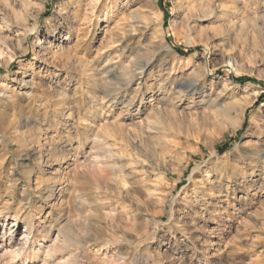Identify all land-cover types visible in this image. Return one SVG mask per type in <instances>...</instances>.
<instances>
[{
    "label": "rangeland",
    "instance_id": "obj_1",
    "mask_svg": "<svg viewBox=\"0 0 264 264\" xmlns=\"http://www.w3.org/2000/svg\"><path fill=\"white\" fill-rule=\"evenodd\" d=\"M70 1L0 0V264H264V0Z\"/></svg>",
    "mask_w": 264,
    "mask_h": 264
},
{
    "label": "bare ground",
    "instance_id": "obj_2",
    "mask_svg": "<svg viewBox=\"0 0 264 264\" xmlns=\"http://www.w3.org/2000/svg\"><path fill=\"white\" fill-rule=\"evenodd\" d=\"M70 0H68V2H69ZM71 2V1H70ZM77 9H78V11L80 10V6H78L77 7ZM51 16H48L45 20H47V19H49ZM51 35L49 36V38H52V37H54L53 35H55L54 33H50ZM57 34V33H56ZM160 45V44H159ZM161 47V46H160ZM165 47V46H164ZM158 50V49H157ZM160 51V50H159ZM148 55V54H147ZM151 62L152 61H150L149 59H147V58H142L141 59V61L137 64V70H136V72H137V74H138V70H141V72L140 73H142V71L144 70V68H146V67H148L150 64H151ZM134 65V64H133ZM160 68V67H159ZM131 72V71H130ZM128 74H130V73H128ZM112 76V75H111ZM127 76V75H126ZM129 77H135V74H134V71L131 73V76L129 75ZM138 77V76H137ZM137 77H135V78H137ZM128 78V77H127ZM128 80H130L129 78H128ZM188 84V83H187ZM186 84V85H187ZM121 86V85H120ZM188 88H189V90L191 91V92H193V93H195L197 90H196V88H194V85H193V83H191L190 85H188ZM182 91V90H181ZM184 92V91H183ZM183 92H181V93H183ZM186 92V91H185ZM170 94V93H169ZM177 94L179 95V92H177ZM172 97H174V96H172ZM172 97H171V99H172ZM177 97H180V95L179 96H177ZM175 98V97H174ZM179 99V98H178ZM176 100V99H175ZM93 102V101H92ZM171 102V101H170ZM133 103V102H132ZM124 104H126V103H124ZM128 106H131V102H129V103H127V107ZM245 110H246V108H242V109H240V111H239V114L240 115H243L244 114V112H245ZM158 113V112H157ZM159 114V113H158ZM24 155V154H23ZM235 174V173H234ZM9 230H11V228H9ZM26 237V236H25ZM84 237H86V236H79V237H77V239H76V244H78V245H81L82 246V243H84ZM20 241V240H19ZM19 244H17L16 243V245L17 246H19V247H17V249L18 250H23L24 249V247L26 246V243L27 242H18ZM3 244V241H2V239H1V237H0V246ZM20 253V252H19ZM65 264V263H64Z\"/></svg>",
    "mask_w": 264,
    "mask_h": 264
},
{
    "label": "trees",
    "instance_id": "obj_3",
    "mask_svg": "<svg viewBox=\"0 0 264 264\" xmlns=\"http://www.w3.org/2000/svg\"><path fill=\"white\" fill-rule=\"evenodd\" d=\"M160 4H161V0H160ZM181 53V52H180ZM181 54H184V53H181ZM234 81L238 82V83H246V82H253V80L251 79H248V78H245V77H241V78H236V79H233ZM264 99V95L260 96V99L258 100V103L261 102V100ZM244 126H245V123H244ZM224 148V147H223ZM222 148V149H223Z\"/></svg>",
    "mask_w": 264,
    "mask_h": 264
}]
</instances>
